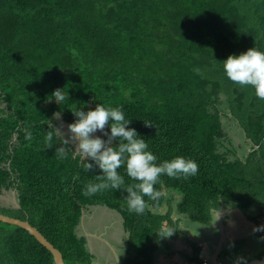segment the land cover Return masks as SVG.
Segmentation results:
<instances>
[{"label":"trees","instance_id":"1","mask_svg":"<svg viewBox=\"0 0 264 264\" xmlns=\"http://www.w3.org/2000/svg\"><path fill=\"white\" fill-rule=\"evenodd\" d=\"M252 47L264 50V0H0V193L16 190L20 206L11 213L0 207L2 214L29 221L66 264L94 263L77 229L90 207L122 216V264H156L165 239L185 236L173 220L175 191L182 195L177 212L193 223L210 227L225 206L264 225V100L230 81L222 64ZM57 89L62 104L52 99ZM221 96L226 105L219 108ZM99 103L124 107L158 163L192 159L197 175L161 176L159 198L145 197L143 215L127 210L123 190L85 196L98 166L87 173L71 152L58 158L46 137H55L60 121L74 123L72 111ZM229 114L250 145L245 159L237 149L219 150ZM118 171L125 187L136 183L125 166ZM253 208L259 216L250 215ZM193 255L184 262H203ZM0 264L55 262L29 232L0 222Z\"/></svg>","mask_w":264,"mask_h":264},{"label":"clouds","instance_id":"2","mask_svg":"<svg viewBox=\"0 0 264 264\" xmlns=\"http://www.w3.org/2000/svg\"><path fill=\"white\" fill-rule=\"evenodd\" d=\"M222 64L230 81L242 87L251 86L255 96L264 100V50L252 47L239 55H230ZM52 99L62 104L66 99L64 90H55ZM72 112L76 120L68 125L70 137L65 138L57 130L54 137L49 131L46 144L48 148H56L55 155L60 159H67L69 152L73 158L79 157L80 166L87 173H95V167L98 166L101 174L95 175L97 183L86 185L84 195L87 197L109 190H123L127 193L124 198L127 210L143 215L147 208L145 197L151 200L159 198L155 186L161 176L186 179L199 172L196 161L181 156L158 163V157L149 150L148 142L135 128L130 127L132 120L126 117L122 105L112 107L99 103L94 110L85 112L79 109ZM60 115L54 113V119H60ZM106 126L110 128V133L106 131ZM97 132L101 135H94ZM103 136L108 139L105 140ZM69 140L78 142L74 149L69 148ZM112 141H118V145L110 146ZM122 166L126 167L127 176L136 183L125 187L124 176L118 171ZM254 231L264 232V225L254 228ZM173 232L167 237H171ZM204 262L210 264L209 261L201 264Z\"/></svg>","mask_w":264,"mask_h":264},{"label":"rangeland","instance_id":"3","mask_svg":"<svg viewBox=\"0 0 264 264\" xmlns=\"http://www.w3.org/2000/svg\"><path fill=\"white\" fill-rule=\"evenodd\" d=\"M224 96H221V100L219 101L218 107H222L224 104ZM221 114L226 115V109H220ZM58 131L63 134L65 138L70 137V133L68 132V124H64L61 121L57 125ZM107 131V129H106ZM222 131H223V137L220 140L224 147H220L219 150L221 153H226L228 148L231 149H237L238 151H235L237 155H239L242 159H245L249 149L250 145L246 139V135L242 129V127L239 125L237 121L232 119V116L229 114V116H224L222 118ZM94 135H101V133L97 132ZM105 140H107V136H103ZM71 141V140H69ZM72 144L75 146L78 142L71 141ZM248 148V151H247ZM230 158L233 157V155H229ZM16 194V195H15ZM172 200H174L173 203H171V207H174L173 211V220L175 223L178 224L179 231L182 232L185 236L182 238H177L179 243L181 244V247L176 248L174 245H172V240L169 241L170 245L167 247H163L158 249L156 252L155 257L156 262L163 257H165L168 261L173 260L176 256H179L184 259V257H188V247H187V239L189 241L194 242L196 245L200 243H204L207 241V234L203 233V231L200 229V227L196 226V224L192 223L191 220H188L187 216L181 215L177 212L176 206L181 201L182 195L179 192L173 193ZM17 198V192L16 190L11 191H3L0 193V207H4L7 211L8 208L14 207L15 201ZM229 212L224 213L226 220H224L225 223V231L228 233V239L227 237L223 240H228L229 246L232 248L234 254H226V251H228L227 246L223 249L225 252V255L223 254L221 256V260L224 264H243L246 262H249L251 259L256 260L255 258L262 257L264 254V237H262L258 232L254 231V228H256L255 222L249 221L246 215H244L240 210L234 209L231 207H226ZM231 208V209H229ZM3 209H0V213H2ZM5 211V210H4ZM10 212V211H9ZM165 212V211H164ZM11 213V212H10ZM252 217H257L258 212L255 208L251 209L249 212ZM87 214V221L90 220L89 226L93 230H106L110 227H118V231L120 232V237L125 238L123 239H117L116 241L121 245V250L123 251V255L125 256L126 253V240L127 235L123 231L122 228V222H121V216L118 212L112 211L106 207H90L86 210ZM219 216L221 213H217ZM260 222L264 224V217L259 218ZM218 221V220H217ZM215 221L214 225L216 228H219L218 230L214 228L219 234L222 235V230L219 225V222ZM97 222L96 224H94ZM92 223L94 224L92 226ZM210 230H213V226L210 227ZM79 236H83L84 233L81 232L80 229H78ZM86 234V233H85ZM218 235V234H217ZM111 236V235H110ZM113 237V236H112ZM175 240V241H177ZM221 241V240H220ZM195 248V247H194ZM96 252V250H94ZM206 254L200 256V261L205 258ZM95 259H97L96 256H94ZM263 258V257H262ZM179 261L181 259H178ZM252 260V261H254ZM97 261H99L97 259ZM184 261V260H183ZM183 261L179 262V264L183 263ZM209 263L212 264L211 260L208 259ZM251 261V262H252ZM250 263V262H249ZM102 264V263H99ZM177 264V263H176ZM195 264H199L198 262H195Z\"/></svg>","mask_w":264,"mask_h":264},{"label":"crops","instance_id":"4","mask_svg":"<svg viewBox=\"0 0 264 264\" xmlns=\"http://www.w3.org/2000/svg\"><path fill=\"white\" fill-rule=\"evenodd\" d=\"M224 207V211L223 212H220L221 214L219 215V216H217L218 214H216L215 215V219H214V222L215 221H217V222H219V219H221L222 220V222H223V225H224V231H223V233H222V235H221V233L219 234L214 228H216L215 227V225H214V222H213V224L211 225V226H213V230H210V227H205V226H202V225H200V224H196V223H194V224H196V226H198V227H200V229L203 231V233H206L207 234V241L206 242H204V243H200V244H198V251L197 252H195L194 251V247H193V245L195 244L194 242H192V241H189L188 239H187V247H188V255H190L189 257L191 258V257H193L194 255L193 254H197V255H199V257L201 256V255H204V254H206V257L205 258H207V259H203V261H208V259H210V260H212L213 258H215L217 255H219V261L222 263V264H224L223 262H222V260H221V256L224 254L225 255V251L223 250L224 248H225V246H227V249H228V251H226V254H234V252L235 251H233L234 249H233V247L231 248L230 246H229V244H228V240H223L222 239V237L225 239L226 237L228 238V233H226V231H225V223H224V220H226L225 219V215H224V213H228L229 212V210L225 207V206H223ZM221 211V210H220ZM219 213V212H218ZM188 218V217H187ZM188 220H190L189 218H188ZM193 223V222H192ZM217 230L219 229V228H216ZM222 232V231H221ZM126 234V233H125ZM218 234V235H217ZM228 239H230V238H228ZM173 241V242H171L172 243V245H174L176 248H180L181 247V244L179 243V241L177 240V239H165L161 244H160V248H163V247H167V246H169L170 245V242L169 241ZM175 240H177V241H175ZM221 240V241H220ZM164 255H162V258L161 259H159L157 262H156V264H176V263H178L179 264V262H181V261H183V258H181L180 257V255L179 256H176L173 260H170V261H168L167 262V260L168 259H166L165 257H163ZM178 259H181L180 261L178 260ZM183 264H195V263H191L190 261H188V262H184L183 261ZM227 264V263H226Z\"/></svg>","mask_w":264,"mask_h":264},{"label":"flooded vegetation","instance_id":"5","mask_svg":"<svg viewBox=\"0 0 264 264\" xmlns=\"http://www.w3.org/2000/svg\"><path fill=\"white\" fill-rule=\"evenodd\" d=\"M15 207L17 206L15 205ZM225 216L227 217L228 215L226 214ZM121 222H122V218H121ZM89 223L90 220L87 221L86 218L85 224L80 225L78 229H80L81 232L84 233V235L81 237H84L86 239V246L89 249V251L99 260L97 261V259H94L93 264H99V263L122 264L125 256L123 255L124 253L121 250V245L116 240L119 238L125 240V238L120 237L119 234L120 232L118 231L119 230L118 227L113 226L103 231L100 229L93 230L91 226H89ZM96 223L97 222H95L94 224ZM94 224L92 223V226ZM83 226H85V229L87 230L88 233L92 234L95 237L88 238L87 234H85L86 230H84ZM122 228L123 231L125 232L123 223H122ZM94 250H96V252H94Z\"/></svg>","mask_w":264,"mask_h":264},{"label":"water","instance_id":"6","mask_svg":"<svg viewBox=\"0 0 264 264\" xmlns=\"http://www.w3.org/2000/svg\"><path fill=\"white\" fill-rule=\"evenodd\" d=\"M15 204H16L17 208L20 207L18 198H16ZM223 211H224V207L222 206L221 212H223ZM86 218H87L86 209H84L83 215H82L80 223H79V226L85 224ZM0 222L4 223V224L12 225V226L20 227V228L26 230L27 232L30 233V235L35 237L41 245H43L46 249H48L52 253V255L54 257L55 264H66L64 257H63V254L57 248H55V246L52 243H50L46 239V237H44L39 232V230L37 228L33 227L29 221H22L20 219L13 218L10 216H6V215L0 213ZM123 224H124V220H123ZM219 225H220L222 233H223L224 225H223V222L221 219H219ZM79 226L77 227V229L79 228ZM83 227H84V230H86L85 226H83ZM86 234H87L88 238L95 237L92 234L88 233L87 230H86ZM211 262H212V264H221L219 261V255H217L215 258H213L211 260ZM247 264H264V257L262 259H256V260H254L250 263H247Z\"/></svg>","mask_w":264,"mask_h":264},{"label":"built area","instance_id":"7","mask_svg":"<svg viewBox=\"0 0 264 264\" xmlns=\"http://www.w3.org/2000/svg\"><path fill=\"white\" fill-rule=\"evenodd\" d=\"M204 264H208V262H204Z\"/></svg>","mask_w":264,"mask_h":264}]
</instances>
